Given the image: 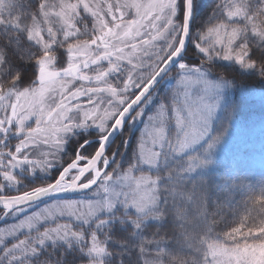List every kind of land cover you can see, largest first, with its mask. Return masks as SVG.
Wrapping results in <instances>:
<instances>
[{"label": "snow or ice", "instance_id": "6c2138e0", "mask_svg": "<svg viewBox=\"0 0 264 264\" xmlns=\"http://www.w3.org/2000/svg\"><path fill=\"white\" fill-rule=\"evenodd\" d=\"M256 162L264 0H0V264H264Z\"/></svg>", "mask_w": 264, "mask_h": 264}, {"label": "rangeland", "instance_id": "374dc122", "mask_svg": "<svg viewBox=\"0 0 264 264\" xmlns=\"http://www.w3.org/2000/svg\"><path fill=\"white\" fill-rule=\"evenodd\" d=\"M257 100L259 99V93L257 94ZM248 113L251 114V118L254 120H258L262 109L258 102L251 103L248 107ZM257 135L256 138H251V135ZM238 150L243 154L245 152H254L255 158L258 160V151H259V132L258 130L250 131L246 133L241 140L238 142ZM89 153L93 151V149H87ZM249 168H257L260 172L261 179L264 181V172L261 171L258 162L253 163ZM35 210V209H33ZM11 226V217H9L6 221H0V229Z\"/></svg>", "mask_w": 264, "mask_h": 264}, {"label": "trees", "instance_id": "16d2710c", "mask_svg": "<svg viewBox=\"0 0 264 264\" xmlns=\"http://www.w3.org/2000/svg\"><path fill=\"white\" fill-rule=\"evenodd\" d=\"M247 112H248V110H247ZM249 135H251V138L257 137L256 134L255 135L249 134ZM244 175L247 178V182L249 184H252V185H257L263 181L261 179L260 172L257 168H247L246 171L244 172ZM249 210L252 211L253 215L256 214L255 209H249ZM238 211L240 212L241 215H243V205H240V208L238 209ZM216 227H217V230H219V229L223 228V225L222 224L216 225Z\"/></svg>", "mask_w": 264, "mask_h": 264}]
</instances>
